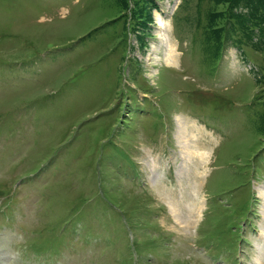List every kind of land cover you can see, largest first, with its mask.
<instances>
[{"label": "rangeland", "instance_id": "rangeland-1", "mask_svg": "<svg viewBox=\"0 0 264 264\" xmlns=\"http://www.w3.org/2000/svg\"><path fill=\"white\" fill-rule=\"evenodd\" d=\"M0 264H264V0H0Z\"/></svg>", "mask_w": 264, "mask_h": 264}, {"label": "bare ground", "instance_id": "bare-ground-1", "mask_svg": "<svg viewBox=\"0 0 264 264\" xmlns=\"http://www.w3.org/2000/svg\"><path fill=\"white\" fill-rule=\"evenodd\" d=\"M163 25L164 24L161 22V26H163ZM169 49H170V55L169 56H174L175 51L173 53L174 49L171 45H169ZM167 60L169 62L171 60V62H172V58H170V57L167 58ZM196 128H197V126L195 124L190 123V121H186V123L184 122L183 125L182 124L180 125V132L177 134V140H178L179 144L181 145L182 149L184 150V153L186 154L185 157L187 156L189 161L192 158L190 161L192 163H190V165H193L195 163L194 169L199 165L201 167H202V165H204V168H205L206 164H207V162H204V161L202 163V162H196L193 160L192 155L194 154V150L192 148H193L194 144L193 145H191V144L193 142L195 143L197 140L196 139L195 141H193L194 138L196 137L195 136V133H196L195 129ZM201 131L202 130H200V133H201ZM205 157H206V155H205ZM153 160H155V159H153ZM154 162L156 164L155 165L156 169H154V172H156V174L154 176V181H153L154 186H155L154 189L158 193H160V195L164 198V200H166V202L168 201L170 203V211H171L174 219L177 222H179V224H181L182 230L187 233L190 229H192V227H194L195 222L198 220L199 212L201 210L200 208H201L202 204L198 205L199 183L201 180H198V177L201 178V175H199V174H201L203 172L195 173V171H192V173H190L186 179H180L178 190L182 193V195H181L180 192L179 193L177 192V188H175L173 186L170 187L169 184L167 185L164 182V180H162L161 175L158 173L159 164L157 163V160H155ZM185 163H187V162H185Z\"/></svg>", "mask_w": 264, "mask_h": 264}, {"label": "trees", "instance_id": "trees-1", "mask_svg": "<svg viewBox=\"0 0 264 264\" xmlns=\"http://www.w3.org/2000/svg\"><path fill=\"white\" fill-rule=\"evenodd\" d=\"M254 18H256V16Z\"/></svg>", "mask_w": 264, "mask_h": 264}]
</instances>
